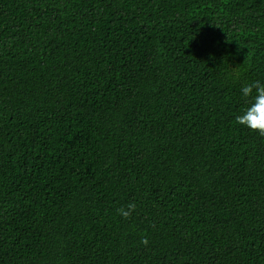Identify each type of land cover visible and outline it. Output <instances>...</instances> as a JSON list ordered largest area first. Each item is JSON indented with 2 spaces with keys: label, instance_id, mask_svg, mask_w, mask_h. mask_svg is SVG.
Instances as JSON below:
<instances>
[{
  "label": "trees",
  "instance_id": "obj_1",
  "mask_svg": "<svg viewBox=\"0 0 264 264\" xmlns=\"http://www.w3.org/2000/svg\"><path fill=\"white\" fill-rule=\"evenodd\" d=\"M257 81L264 0H0V264H264Z\"/></svg>",
  "mask_w": 264,
  "mask_h": 264
},
{
  "label": "clouds",
  "instance_id": "obj_2",
  "mask_svg": "<svg viewBox=\"0 0 264 264\" xmlns=\"http://www.w3.org/2000/svg\"><path fill=\"white\" fill-rule=\"evenodd\" d=\"M241 92L244 98H250V102L235 116V123L264 137V84L253 82L242 87ZM135 210L136 204L129 203L116 211L121 218L127 220ZM140 243L146 247L149 241L147 237H143Z\"/></svg>",
  "mask_w": 264,
  "mask_h": 264
},
{
  "label": "bare ground",
  "instance_id": "obj_3",
  "mask_svg": "<svg viewBox=\"0 0 264 264\" xmlns=\"http://www.w3.org/2000/svg\"><path fill=\"white\" fill-rule=\"evenodd\" d=\"M224 199H225V198H224ZM224 199H223V200H224ZM218 208H219V207H218ZM221 208H222V207H221Z\"/></svg>",
  "mask_w": 264,
  "mask_h": 264
}]
</instances>
